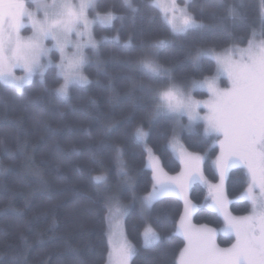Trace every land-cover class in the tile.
I'll return each mask as SVG.
<instances>
[{
  "label": "trees",
  "instance_id": "1",
  "mask_svg": "<svg viewBox=\"0 0 264 264\" xmlns=\"http://www.w3.org/2000/svg\"><path fill=\"white\" fill-rule=\"evenodd\" d=\"M133 12L124 0H97L94 10L113 11L123 20L112 26L96 24L99 43L87 50L84 72L91 83L72 85L66 98L54 94L62 77L55 65L45 71L47 91L35 75L25 85L23 95L14 86L0 83V264H106L108 259V213L106 195H117L127 207L125 232L136 254L131 264H176L185 239L176 232L183 200L175 194L158 198L141 219L143 197L153 186V173L147 167L146 146L159 155L170 173L181 169L180 160L168 145L177 127L176 119L154 116L155 107L145 87H162L133 65L144 53L172 70L175 81L203 78L216 69V62L202 58L194 67L189 54L197 48H223L245 44L252 37L264 39L261 0H188L187 8L202 27L173 33L163 12L151 0H131ZM229 7L238 15L229 14ZM115 37H119L117 42ZM161 40L169 43L152 48ZM124 45H127L125 49ZM40 99L38 106L32 101ZM141 127L146 146L131 133ZM202 123L184 131L187 148L206 151L204 173L211 182L219 175L212 157L218 147L201 143ZM212 143V138H211ZM126 164L132 180L130 191L117 173L116 158ZM103 164L111 185L110 192L98 191L89 180V169L100 174ZM248 185L241 166L229 168L223 178L227 211L244 217L252 211L250 201L238 199ZM196 208L190 224L220 228L224 220L208 205L209 187L195 183L189 198ZM149 222L160 240L144 247L143 230ZM222 247L234 244V237L219 233Z\"/></svg>",
  "mask_w": 264,
  "mask_h": 264
},
{
  "label": "snow or ice",
  "instance_id": "2",
  "mask_svg": "<svg viewBox=\"0 0 264 264\" xmlns=\"http://www.w3.org/2000/svg\"><path fill=\"white\" fill-rule=\"evenodd\" d=\"M36 12L26 7L24 0H0V83L14 86L23 95L24 86L32 84V78L39 76V84L47 91L45 71L51 66L49 54L55 50L61 55V63L55 65L56 75L63 78L59 88L52 90L54 94L66 98L72 85L84 86L91 83L81 74L87 57L83 48H96L92 39L90 25L99 23L102 26H112L114 20H123L113 11L103 14L97 12L94 20H89L88 10L95 9V0H79L73 4L71 0H31ZM124 3L133 12L138 9L131 0ZM153 6L160 7L164 13L163 19L173 33H185L190 29L202 27L196 18L188 11L187 6L180 7L176 0H151ZM187 5V0H185ZM228 12L235 17L236 9L229 7ZM261 14L264 15V0H261ZM22 28H30L32 35L21 36ZM73 35L81 38L73 41ZM256 34L248 41L247 48H229L217 53L212 48H197L189 54L191 64L201 67L202 58H210L216 62V77L192 81L191 89L206 88L210 100L201 103L193 99L185 88L175 82L172 70L160 65L153 57L154 52L141 48L144 53L133 65L143 72L150 80L162 87H145L155 107L154 116L167 115L179 120L187 115L190 122L203 119L207 127L204 136L208 139L201 143H209L211 138L222 136L219 141L221 155L217 160L221 183L211 185V207L224 217L223 231L235 236V243L228 249H221L215 243V230L207 227L196 228L185 221L196 208L188 199L187 192L191 185L208 181L203 176L201 165L204 157L187 153L183 149L178 152V158L183 164V171L178 176H168L155 159L151 160L153 171V187L151 192L141 197V219L146 220L145 212L152 204L166 193H174L184 200V214L180 221V234L186 244L180 251L176 264H264V40L257 41ZM87 37L86 40L83 38ZM114 39L119 42V37ZM46 42L51 44L48 47ZM169 42L161 40L151 47L156 49ZM127 49V45H124ZM72 48L71 54L67 49ZM47 59V63L42 60ZM16 68H22L24 76L14 74ZM227 75L230 87L220 89L216 80ZM40 99L32 101L33 107L38 106ZM207 109V115L200 117L198 109ZM132 137L146 146L148 136L141 127H137ZM175 149L174 141L165 148ZM146 151H150L145 148ZM117 152V173L125 179V186L130 190L132 180L128 175L127 166L119 158ZM101 167L100 174H94L89 169L88 178L98 191H111L107 170L103 169L101 161H95ZM236 164H243L247 169L248 187L242 198L250 201L252 211L244 217L232 216L226 208L228 203L223 190V177L226 171ZM259 194H254L255 190ZM104 208L108 213V252L109 264H129L136 254V249L128 242L123 225V217L127 207L122 205L117 195L104 197ZM144 247L148 248L160 240V236L150 226L143 232Z\"/></svg>",
  "mask_w": 264,
  "mask_h": 264
},
{
  "label": "rangeland",
  "instance_id": "3",
  "mask_svg": "<svg viewBox=\"0 0 264 264\" xmlns=\"http://www.w3.org/2000/svg\"><path fill=\"white\" fill-rule=\"evenodd\" d=\"M96 1H97V0H95V4H96ZM24 2H25L26 7H28V9H29L30 11H32V12H34V13L36 12V8H35V6L31 3V0H24ZM71 2H72L73 4H76V3H79V0H71ZM187 2H188V0H187ZM176 4L179 5L180 7H185V6H186V5H185V0H176ZM159 8H160V7H159ZM160 9H161V8H160ZM187 9H188V8H187ZM161 11H162V9H161ZM188 11H189V10H188ZM97 12H99V11H97V10H93V9H89V10H88V13H87V14H88V18H89V20H94ZM162 12H163V11H162ZM189 12H190V11H189ZM99 13L103 14V12H99ZM190 13H191V12H190ZM191 14H192V13H191ZM163 15H164V13H163ZM196 20H197V19H196ZM197 21H198V23L200 24V21H199V20H197ZM96 24H99V23L97 22V23H94V24L90 25V31H91L92 39L96 42V47H97L99 41H98L97 37L95 36V32H94V28H95V25H96ZM20 34H21L22 37L27 38V37H29V36L32 35V31L30 30V28H22ZM72 39H73V41H76L77 39H81V38H79V37L73 35ZM83 39L86 40L87 37H85V38H83ZM251 39H253V37H252ZM251 39H250V40H251ZM255 39H256L257 41H259V40H264L263 38L258 37V36H255ZM46 44H47L48 47H51V44H50V43L46 42ZM233 47H237V48H241V49H243V48H247V47H248V42L245 43V44H236V43H234V44H231V45L226 46V47H223V48H212V49H215V51H216L217 53H222L225 49H229V48H233ZM89 48H92V47L89 45V46L83 48V53H84L85 57H87V58H88L87 50H88ZM206 48H210V47H206ZM66 51H67L68 54H71V52L74 51V49L69 48V49H67ZM49 58L51 59V62H52L51 65H57V64L61 63V55H60V53H59L58 51L53 50V51L49 54ZM42 63H47V59L42 60ZM85 64H86V63H85ZM85 64H84L83 67H82L81 74H82L83 76L87 77V79L89 80L88 76H87V75L85 74V72H84ZM14 74H15L17 77H21V76H24V75H25V72H24V70H23L22 68H16V69L14 70ZM33 77H34V76H33ZM206 77H207V78H210V79L216 77V69H215V71H214L213 73L208 74V75L204 76L203 78H195V79H191V80L184 81V82H183V81H182V82L175 81V82L178 83V84H180L182 87H184V88H185V91H186V92H189L190 95L193 97L194 100L199 101V102H201V103L203 104V103H205V102H207V101L210 100V98H211L210 93L208 92V90H207L206 88H197L196 90H192V89H191V84H192V81H200V80H204ZM32 79H33V78H32ZM62 83H63V78H62V81H61L60 85H61ZM216 84H217V86H218L220 89H227V88L230 87V81L228 80L227 75H222V76H220L219 78H217V80H216ZM26 85H27V84H26ZM60 85H59V87H60ZM59 87H58V88H59ZM70 87H71V86H70ZM70 87H69V88H70ZM68 90H69V89H68ZM198 111H199V115H200V117H204V116L207 115V109L204 108V107H201L200 109H198ZM176 121H177V127H176L175 131L173 132L172 137H171V139H170V142L174 141L175 144H176L175 149H173L172 147H170L171 150H172V152H173V154L178 158V152H179L181 149H183V150H184L185 152H187V153L198 154V155L204 157V160H203L202 165H201V171H202L203 176H204V177L206 178V180L208 181V187L211 186V185H218V184H220V183H221V178H220V172H219V169H218V167H217V160H218V158H219L220 155H221V149H220V146H219V141L222 140L223 137H222V136H215V135L212 137V144L218 147L216 154H214L213 157H212V162H213L214 168L216 169V171H217V173H218V175H219V179H218L216 182H211V181H209V179L207 178V176H206L205 173H204V162H205V160H206V158H207V152H206V151H196V150H192V149H190V148H187V146L184 144L183 139H182V134H183V132H184V131H187V130H192L193 127H194L197 123H202V124H203V127H204V130H205L206 127H207L206 121L203 120V119H200V120H196V121H191V122H190V120H189V118H188L187 115H184V116L180 117L179 120H176ZM146 147H147L148 150H150V151H147V167H149L151 170H152V167H151V160H152V159H155V160L158 162V164L160 165L162 171H163L164 173H166L168 176H178V175L183 171V167H184V166H183V164L181 163V169H180L178 172H175V173H170V172H168V171L163 167L159 155L156 154V153L152 150V148H151L150 146H146ZM178 159H179V158H178ZM179 160H180V159H179ZM180 162H181V161H180ZM234 166H241V167L245 168V167L243 166V164H236V165H234ZM232 167H233V166H232ZM228 170H229V169H228ZM228 170H227V171H228ZM245 170H246V172H247V169H246V168H245ZM227 171H226V173H227ZM152 173H153V171H152ZM226 173H225V175H226ZM225 175H224V177H225ZM224 177H223V178H224ZM153 183H154V180H153ZM152 187H153V186H152ZM247 187H248V185H247ZM247 187H246V189H247ZM246 189H245V190H246ZM151 190H152V188H151V189H150V190H149V191H148L143 197L147 196V195L151 192ZM245 190L239 195L238 199H243V198H242V194L245 192ZM166 194H174V193H166ZM254 194H256V195L259 194L258 189L255 190ZM175 195H176V194H175ZM176 196H178V195H176ZM187 196H188V198H189V189H188V192H187ZM179 197L183 200V198H182L181 196H179ZM211 203H212V200H211V193H210V187H209V202H208V205L210 206ZM183 204H184V200H183ZM184 206H185V205H184ZM210 207H211V206H210ZM212 208H213V207H212ZM214 209H215V208H214ZM215 210H216V209H215ZM216 211H217V210H216ZM218 212H219V211H218ZM183 214H184V208H183V212H182L181 217L183 216ZM219 214L222 216V218H223V220H224L223 215H222L220 212H219ZM181 217H180V219H179V222H178V225H177V228H176V232H177L178 234H180L179 229H180V221H181ZM121 223H122V225H123L124 234H125V236H126L128 242L131 244V242H130V240L128 239V237H127V235H126V232H125V227H124V217H123ZM185 223L188 224L189 222H188V221H185ZM191 225H192V224H191ZM148 226H150L152 229H154V228L151 226V224H150L149 222H147L145 228L148 227ZM192 226H193V225H192ZM194 227H196V228L207 227V228H209V229H213V230H215V236H216V234L219 235V233L224 234V235H229V236H232V235H233V236H234V234H232V233H227V232L223 231V229H224V227H225V224H224V223H223V225H222L220 228H213V227H209V226H206V225H194ZM145 228H144V230H145ZM144 230H143V232H144ZM154 230H155V229H154ZM155 231H156V230H155ZM107 233H108V232H107ZM156 233H157V232H156ZM181 235H182V234H181ZM182 236H183V235H182ZM234 237H235V236H234ZM143 243H144V241H143ZM185 244H186V241H185ZM131 245H132V244H131ZM184 247H185V245L183 246V248H184ZM219 247H220L221 249H227V248H222L221 246H219ZM183 248H182V249H183ZM182 249H181V250H182ZM109 251H110V248H109ZM106 264H109L108 259H107V261H106ZM129 264H131V260H130Z\"/></svg>",
  "mask_w": 264,
  "mask_h": 264
},
{
  "label": "flooded vegetation",
  "instance_id": "4",
  "mask_svg": "<svg viewBox=\"0 0 264 264\" xmlns=\"http://www.w3.org/2000/svg\"><path fill=\"white\" fill-rule=\"evenodd\" d=\"M233 237H234V236H233ZM234 239H235V237H234ZM235 242H236V241H235ZM235 242H234V243H235ZM215 243H216V245H218V246H219V244L217 243L216 236H215ZM231 246H232V245H231ZM231 246H229V247H222V246H221V247H222V248H227V249H228V248H230Z\"/></svg>",
  "mask_w": 264,
  "mask_h": 264
}]
</instances>
